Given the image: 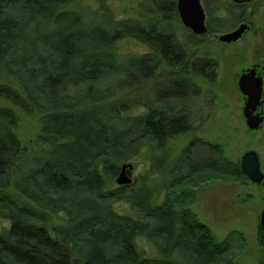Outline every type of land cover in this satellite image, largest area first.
I'll return each mask as SVG.
<instances>
[{"label": "trees", "instance_id": "16d2710c", "mask_svg": "<svg viewBox=\"0 0 264 264\" xmlns=\"http://www.w3.org/2000/svg\"><path fill=\"white\" fill-rule=\"evenodd\" d=\"M76 1L0 0V97L13 106L0 107V264H229L243 234L218 239L192 204L206 180L244 182L239 159L197 136L176 155L167 149L194 130L192 78L213 82L217 59L197 55L194 37L188 46L164 30L173 0L156 7L159 22ZM202 1L211 32L246 19L245 4ZM124 38L147 51L120 53ZM137 73L151 74L137 88L164 87L154 102H136L131 88L118 96L120 76ZM138 106L143 113L131 114ZM14 108L38 116L28 142L14 132ZM143 148L147 172L117 184L120 164ZM200 151L207 156L197 159ZM155 155L162 161L153 167Z\"/></svg>", "mask_w": 264, "mask_h": 264}, {"label": "rangeland", "instance_id": "374dc122", "mask_svg": "<svg viewBox=\"0 0 264 264\" xmlns=\"http://www.w3.org/2000/svg\"><path fill=\"white\" fill-rule=\"evenodd\" d=\"M100 0H77V6L91 10H98ZM103 6L112 11L116 18L140 19L144 14L150 21L159 22L155 15L156 7L171 3L172 0H101ZM174 1L175 11L170 13L168 21L162 20L163 28L169 31L177 42L187 45L191 31L185 27L179 18ZM258 10L251 16L253 26L241 38L230 43H221L217 40L218 34L227 30L212 32L208 35L194 36L195 44L190 45L199 56L213 57L218 61L216 78L208 82L200 77L192 78L195 86L194 94L188 97L187 103L192 106V111L187 109L186 115L194 123V130L181 134L171 139L167 144L170 156L176 155L193 136L218 142L223 146L226 156L230 159H240L247 150H254L260 158V167L264 170V123L257 129L250 130L243 116L244 97L240 93L237 79L242 70L253 62L264 63V0H255ZM162 3V5H161ZM203 3V1H202ZM204 6V5H203ZM102 10V8H100ZM158 10V9H157ZM97 14L100 12L96 11ZM151 16V17H150ZM89 21H100L101 17L91 16ZM190 44V43H189ZM188 44V46H189ZM117 48L123 54H138L147 51V47L141 42L124 38L117 43ZM148 74H136L134 77L121 75L123 90L118 91L122 99L125 92L131 88L133 100L139 103L154 102L162 92L163 86H136L146 84ZM162 80V79H160ZM159 82V81H158ZM161 82V81H160ZM147 87V88H146ZM136 89V90H135ZM191 90V93H193ZM120 97L118 98L120 100ZM159 104V103H158ZM0 107L13 106L0 97ZM262 108L264 109V96ZM18 121L14 132L23 142L31 140L39 129L37 115H28L14 108ZM143 106L133 108L131 114H140ZM147 148H143L132 160V178H139L149 169L146 160ZM200 156H207L206 152H198ZM172 160V159H171ZM162 158L158 155L151 157L153 167L158 166ZM170 166V161H163ZM195 198L192 204L193 211L199 219L206 223L218 239H222L230 231L241 232L244 236V246L233 248L227 257L231 259L229 264H260V247L256 240L257 217L264 204V188L251 181L242 183L234 180L209 179L196 187ZM120 207V206H117ZM120 209V208H119ZM121 207V210H125ZM6 222L0 219V229ZM140 243L151 251L146 241Z\"/></svg>", "mask_w": 264, "mask_h": 264}, {"label": "water", "instance_id": "95a60500", "mask_svg": "<svg viewBox=\"0 0 264 264\" xmlns=\"http://www.w3.org/2000/svg\"><path fill=\"white\" fill-rule=\"evenodd\" d=\"M235 3H244L250 0H231ZM176 9L181 23L192 30L194 33H203L206 31L205 10L201 0H176ZM248 27L246 23H241L233 30L220 33L218 40L222 42H231L237 40L243 31ZM237 85L240 93L244 97L243 116L248 129H257L263 117L256 112L257 107L261 105L262 96V78L256 75L255 68L246 69L239 75ZM240 168L242 173L253 183H260L264 178V173L260 168V160L256 151L247 150L240 158ZM133 164L123 162L119 166V171L115 177L117 184H128L132 181ZM260 223L264 225V207L260 215ZM264 264V255L263 261Z\"/></svg>", "mask_w": 264, "mask_h": 264}, {"label": "flooded vegetation", "instance_id": "af4514ba", "mask_svg": "<svg viewBox=\"0 0 264 264\" xmlns=\"http://www.w3.org/2000/svg\"><path fill=\"white\" fill-rule=\"evenodd\" d=\"M201 2H202V0H201ZM239 4H245L246 5V8H245L246 19L244 21L239 22L238 24H236L232 28L225 29V30L230 31V30H233L234 28H236L237 26H239L241 23H246L248 25V27L243 31V33L239 37V38H241L246 32H248V31L251 30V28L253 26V20L251 19V16H253L255 14L256 10H258V8H259L258 5L259 4L256 3L255 0H250V1H247V2H244V3H239ZM202 5H203V3H202ZM204 10H205V8H204ZM205 15H206V17H205L206 31L203 32V33H194L192 30H190L187 27L191 31V33H189V37H191V36L194 37V36H199V35H208V34L212 33L211 30L208 28L209 26L207 24V14H206V11H205ZM227 31H225V32H227ZM214 32H217V31H214ZM217 40H218V36H217ZM220 42L221 43H224V44L225 43H230V42H222V41H220ZM253 67L255 68L256 75H260L261 78H262V96H261L262 102H261V105L259 107H257L256 112H259L262 115L263 120H262L261 124H263L264 123V109L262 108V103H263V96H264V63L263 62H253L252 64H250L249 67L244 68L242 70V72L244 70H246V69H250V68H253ZM215 78H216V76H215ZM206 81H208V80H206ZM259 160H260V158H259ZM239 162H240V159H239ZM262 172L264 173V170H262ZM245 181H250V180L246 177ZM256 184H258L259 186H262L264 188V178L262 179V181L260 183H256ZM263 207H264V204H263V206H262V208L260 210V213H259V215L257 217V226H256L257 227V229H256V240H257V243H258V245L260 247L259 248L260 249V260H259L260 264H262L263 255H264V225L263 224L261 225V223H260V215H261V212L263 210Z\"/></svg>", "mask_w": 264, "mask_h": 264}]
</instances>
